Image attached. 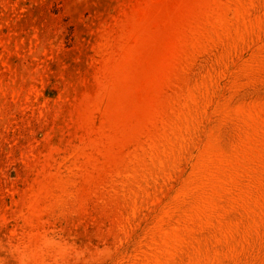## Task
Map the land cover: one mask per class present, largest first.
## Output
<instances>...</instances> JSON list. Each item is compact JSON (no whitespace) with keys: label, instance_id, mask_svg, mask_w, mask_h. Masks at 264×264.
<instances>
[{"label":"rangeland","instance_id":"rangeland-1","mask_svg":"<svg viewBox=\"0 0 264 264\" xmlns=\"http://www.w3.org/2000/svg\"><path fill=\"white\" fill-rule=\"evenodd\" d=\"M0 264H264V0H0Z\"/></svg>","mask_w":264,"mask_h":264}]
</instances>
